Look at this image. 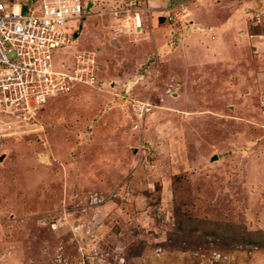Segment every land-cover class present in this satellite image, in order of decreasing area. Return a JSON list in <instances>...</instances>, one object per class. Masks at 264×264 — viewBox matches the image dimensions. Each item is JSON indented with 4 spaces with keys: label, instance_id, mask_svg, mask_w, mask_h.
Wrapping results in <instances>:
<instances>
[{
    "label": "rangeland",
    "instance_id": "374dc122",
    "mask_svg": "<svg viewBox=\"0 0 264 264\" xmlns=\"http://www.w3.org/2000/svg\"><path fill=\"white\" fill-rule=\"evenodd\" d=\"M82 1L95 83L0 119V264H264V0Z\"/></svg>",
    "mask_w": 264,
    "mask_h": 264
},
{
    "label": "built area",
    "instance_id": "2783aa9c",
    "mask_svg": "<svg viewBox=\"0 0 264 264\" xmlns=\"http://www.w3.org/2000/svg\"><path fill=\"white\" fill-rule=\"evenodd\" d=\"M90 6L82 0H0V119L12 128L29 129L23 124H35L51 97L95 83V51L55 59L76 36L70 25Z\"/></svg>",
    "mask_w": 264,
    "mask_h": 264
},
{
    "label": "water",
    "instance_id": "95a60500",
    "mask_svg": "<svg viewBox=\"0 0 264 264\" xmlns=\"http://www.w3.org/2000/svg\"><path fill=\"white\" fill-rule=\"evenodd\" d=\"M75 35H76V34H75ZM3 155H4V154H2V155L0 156V159H2Z\"/></svg>",
    "mask_w": 264,
    "mask_h": 264
},
{
    "label": "bare ground",
    "instance_id": "6f19581e",
    "mask_svg": "<svg viewBox=\"0 0 264 264\" xmlns=\"http://www.w3.org/2000/svg\"><path fill=\"white\" fill-rule=\"evenodd\" d=\"M200 8V7H199ZM89 19V18H88ZM83 27V26H82ZM82 34V33H81ZM87 39V38H86ZM82 41V40H81ZM91 49V48H90Z\"/></svg>",
    "mask_w": 264,
    "mask_h": 264
},
{
    "label": "clouds",
    "instance_id": "9594fccd",
    "mask_svg": "<svg viewBox=\"0 0 264 264\" xmlns=\"http://www.w3.org/2000/svg\"><path fill=\"white\" fill-rule=\"evenodd\" d=\"M77 34V33H76Z\"/></svg>",
    "mask_w": 264,
    "mask_h": 264
}]
</instances>
